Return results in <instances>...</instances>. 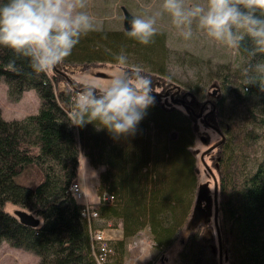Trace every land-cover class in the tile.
I'll return each mask as SVG.
<instances>
[{
  "label": "trees",
  "instance_id": "obj_1",
  "mask_svg": "<svg viewBox=\"0 0 264 264\" xmlns=\"http://www.w3.org/2000/svg\"><path fill=\"white\" fill-rule=\"evenodd\" d=\"M127 31L90 32L62 63H103L115 59L112 53L130 50L146 62L157 59L155 66L161 68L159 35L142 45ZM233 58L216 68L209 91L183 89L191 94L190 108L169 109L159 96L153 97L135 134L113 139L93 124L76 127L75 133L67 113L76 89L67 85L56 90L55 74L31 72L26 60H17L22 72L10 70L13 53L0 47V78L9 98L16 100L30 88L39 97L38 111L22 118L6 120L0 110V243L5 240L34 253L37 264H97L100 254L103 264L112 256L114 264H120L127 238L146 226L157 250H167L180 236L177 264H224V255L227 264H264V91L252 85L242 93L243 69L254 61L245 54ZM202 108L207 110L199 117L191 112ZM198 121L220 134L212 163L216 218L215 224L205 226L199 224L204 216L190 219L198 189ZM78 145L92 166L104 167L96 186L98 202L90 206L97 214L91 220L70 189L77 175ZM31 168L38 179L22 182L20 176ZM203 198L201 204H214L215 199ZM6 203L26 208L40 223L24 224L4 208ZM98 218L122 234L113 242L106 238L104 251L93 237L102 234Z\"/></svg>",
  "mask_w": 264,
  "mask_h": 264
},
{
  "label": "clouds",
  "instance_id": "obj_2",
  "mask_svg": "<svg viewBox=\"0 0 264 264\" xmlns=\"http://www.w3.org/2000/svg\"><path fill=\"white\" fill-rule=\"evenodd\" d=\"M86 7V0H0V47L13 53L9 69L23 71L18 59L26 60L34 73H46L62 63L81 37L101 30L102 22ZM161 8L152 16L133 17L127 36L142 45L153 43L157 18L163 13L171 17L185 40L192 38L195 23L214 41L254 61L243 69L242 93L252 85L264 91V58L257 60L264 57V0H163ZM115 61L128 64L123 50ZM152 92V81L138 65L116 72L103 87L86 82L71 101L68 123L77 128L93 124L113 139L132 136L154 104ZM79 155L88 172L86 157L82 152Z\"/></svg>",
  "mask_w": 264,
  "mask_h": 264
},
{
  "label": "rangeland",
  "instance_id": "obj_3",
  "mask_svg": "<svg viewBox=\"0 0 264 264\" xmlns=\"http://www.w3.org/2000/svg\"><path fill=\"white\" fill-rule=\"evenodd\" d=\"M186 2L202 3L203 0H186ZM86 3L87 7L84 10L94 16L98 21L102 22L100 25L101 32H119L125 30L123 26V8L133 17L152 16L158 11L162 12L161 5L163 0H86ZM156 27L158 28V35L163 43V66L161 68H157L155 66V61H157V59L153 61L148 56L151 61L146 62L145 60L140 59V56H138L136 52L129 50L124 52L128 58V64L124 66L116 63L115 59L113 61L105 59L107 62L102 61L103 63L90 65H85L83 63H80L81 65L60 63L47 73L48 75L55 74L57 77V81H55L56 90L66 88L67 85L72 87V83L74 84V88H81L89 81L103 87L109 82L110 78L116 72L125 69L131 70L134 66L138 65L143 69V72L150 71L159 75H149L147 77L150 78L153 85V92L151 94L159 93L157 95L159 96L158 100L164 107L169 109L176 107L181 111H185L184 109L187 108L180 103L179 99H183L185 104H187L188 100L191 98V94L187 96L184 94L185 91H183V89L186 90L187 88L191 89L192 87H195L197 91H209L211 81L217 77V73H215L216 68H218V66L225 65L230 60L232 61L235 53L233 50L228 49L224 45L208 37L207 34L200 30L195 23L193 24L192 38L185 40L180 34V30L172 24L171 17L167 13H163L162 16L157 18ZM120 53H112V55H115L112 57H116ZM108 57L111 56H105V58ZM77 92L78 91L76 90V93ZM165 92L167 94L165 96L162 95ZM76 93L73 94L72 98ZM188 93L189 92H187V94ZM183 94L185 95L184 98ZM174 99L177 101L174 102ZM38 108L39 97L34 89L30 88L24 90L21 96L15 100L9 98L7 93V84L3 78H0V110L4 119H19L28 114L37 112ZM191 112L197 116L199 110L195 111L192 109ZM198 122V133L194 141V147L196 148L195 152L199 175L197 177V194L193 202H197L199 192L202 197L205 196L208 199L210 197L212 202L216 196V192L214 190L216 184L215 179L212 182L213 175L215 177V170L213 168L215 164L213 165L212 163L214 161L213 158L216 153V144L220 139V134L216 130L215 132L212 128L203 125L202 122ZM75 133H77L76 127ZM76 138L77 141H79L77 134ZM78 146L77 175L72 184L76 183L78 186V192L76 193L78 200L86 207L90 208V206H92L93 208L99 199L96 191L98 175L104 167L100 165L92 166L88 156L81 150L80 145ZM79 152H82L87 159L88 172H85L84 160L80 157ZM92 171L95 173H92L91 176H95V178H92L88 174ZM36 175L37 173L35 169L31 168L25 172V174L20 176V180L25 183H31L38 179V176ZM209 179L210 183L207 181ZM209 187L214 190L212 195ZM201 201H203V198H201ZM201 207L204 208V211L202 210L201 213V210H193L190 219H197L204 216L199 224H203L204 226L208 223L213 224L215 222L213 204L207 206V204L203 202ZM4 208L10 213H14V210L16 209L31 212L26 208L10 203H6ZM34 216L38 217L35 214ZM92 217L96 218V215ZM38 218L40 219V217ZM96 222L97 226H100L102 229L101 235L103 239L110 238V241L113 242L122 237L120 229L108 221L104 222L102 219L98 218V221ZM136 237H138L136 239L137 241L133 246H131V241ZM179 237L180 236H178L173 245L170 248H167V250H157L154 248L152 243L149 229L145 226L138 232V234L127 238L126 252H124L125 255L124 257L122 256L120 264H160L161 259L163 260V264H177L175 257L177 250L180 248L178 240ZM212 238L214 237L212 236ZM94 240L98 244L99 239L94 238ZM214 241H216V244L214 242V246H220V239H218L219 243L217 238ZM134 247H139L140 249L144 248L145 255L141 258H134L133 255L131 257L130 252L132 250L134 251ZM148 249L150 250V253ZM223 259V263L227 264L225 255ZM96 260L97 264H103V260H105V258L100 259L99 256H97ZM114 260V256L110 257L108 264H114ZM37 262L38 257L34 253L29 252L22 247L13 246L5 240L0 243V264H37Z\"/></svg>",
  "mask_w": 264,
  "mask_h": 264
},
{
  "label": "water",
  "instance_id": "obj_4",
  "mask_svg": "<svg viewBox=\"0 0 264 264\" xmlns=\"http://www.w3.org/2000/svg\"><path fill=\"white\" fill-rule=\"evenodd\" d=\"M123 13H124V18H123V23H124V29L125 30H129L130 29V21L131 19L133 18V16L128 13L124 8H123ZM72 87L74 88V84L72 83ZM82 88V87H81ZM81 88H75L77 91H79ZM159 93H155V94H151L152 96H155V95H158ZM167 93L165 92L164 94L162 95H166ZM174 102H176L177 100L174 99L173 100ZM180 103H182L184 105L185 108H190V106L188 104H185L184 100L183 99H179ZM202 114V111H199V113L197 114V116H201ZM207 115V113H205L203 115V117H205ZM215 190V188H214ZM204 197V196H203ZM202 196H200V192L198 193V198H197V202L195 203L194 207H193V210H201V213H202V207H201V198H203ZM204 199V198H203ZM200 200V201H199ZM14 214L15 216L18 217V219L23 222L24 224H28V225H31V226H37L40 222L39 218L35 217L34 214L30 213V212H27L25 210H22V209H16L14 210ZM215 214H216V209H215ZM215 216V215H214ZM217 233H218V230H217ZM221 254V251H220V246H219V255Z\"/></svg>",
  "mask_w": 264,
  "mask_h": 264
},
{
  "label": "built area",
  "instance_id": "obj_5",
  "mask_svg": "<svg viewBox=\"0 0 264 264\" xmlns=\"http://www.w3.org/2000/svg\"><path fill=\"white\" fill-rule=\"evenodd\" d=\"M71 189H72V191L74 193H77L78 192V186H77V184L76 183L72 184L71 185ZM108 198H110V197H108ZM82 213H83V215H85L87 217V219H90L92 216H94V215L97 214L95 211H90L89 210V207H86V206L84 207ZM93 237L99 239V241H98V243H99V250L104 251L105 248H106L107 243H106L105 239L102 238L101 233L100 232L99 233L96 232V233H94ZM99 258L100 259H103V255L100 254L99 255Z\"/></svg>",
  "mask_w": 264,
  "mask_h": 264
},
{
  "label": "crops",
  "instance_id": "obj_6",
  "mask_svg": "<svg viewBox=\"0 0 264 264\" xmlns=\"http://www.w3.org/2000/svg\"><path fill=\"white\" fill-rule=\"evenodd\" d=\"M138 237H136V238H134L132 241H131V246H133L134 245V243L137 241L136 239H137ZM149 247H150V245H149ZM135 249H134V251L132 250L130 253V256L132 257V255H133V257L134 258H136V257H139V258H141L143 255H145V249L143 248V249H140L139 247H134ZM148 251H149V253H150V250L148 249ZM147 251V252H148ZM130 257V258H131ZM165 260V259H164ZM163 262V260L161 259V263L160 264H163L162 263ZM151 264V263H150Z\"/></svg>",
  "mask_w": 264,
  "mask_h": 264
},
{
  "label": "bare ground",
  "instance_id": "obj_7",
  "mask_svg": "<svg viewBox=\"0 0 264 264\" xmlns=\"http://www.w3.org/2000/svg\"><path fill=\"white\" fill-rule=\"evenodd\" d=\"M124 7V6H123ZM128 12V11H127ZM124 17V16H123ZM64 72V71H63ZM173 83V82H172ZM177 85V84H176ZM79 88V87H78ZM155 96H157V95H155ZM72 185V184H71ZM215 189H216V184H215V187H214ZM70 189H71V186H70ZM71 191H72V189H71ZM73 194L75 195V197H77L76 196V193H74L73 192ZM79 195V194H78ZM89 202V201H88ZM214 204H215V206H214ZM214 204H213V209H214V212H215V209H216V199H215V201H214ZM89 210H90V208H89ZM90 211H92V210H90ZM216 211H217V209H216ZM28 212V211H27ZM215 216H214V221H215V218H216V214H214ZM38 218V217H37ZM87 218V217H86ZM92 218H94V217H91L90 219H92ZM89 219V220H90ZM40 220V219H39ZM40 223V222H39ZM92 224V223H91ZM96 233V232H95ZM104 261V260H103Z\"/></svg>",
  "mask_w": 264,
  "mask_h": 264
},
{
  "label": "flooded vegetation",
  "instance_id": "obj_8",
  "mask_svg": "<svg viewBox=\"0 0 264 264\" xmlns=\"http://www.w3.org/2000/svg\"><path fill=\"white\" fill-rule=\"evenodd\" d=\"M183 98H184V94H183ZM206 110H207V108H206V109H205V108H204V109L202 108V114H203L204 111H206ZM200 111H201V110H200ZM209 127H211V126H209Z\"/></svg>",
  "mask_w": 264,
  "mask_h": 264
}]
</instances>
